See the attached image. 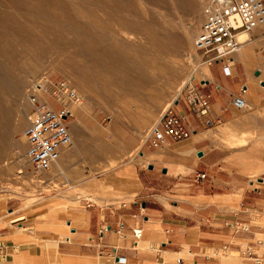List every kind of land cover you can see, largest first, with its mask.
Here are the masks:
<instances>
[{"label":"crops","instance_id":"0c3cea01","mask_svg":"<svg viewBox=\"0 0 264 264\" xmlns=\"http://www.w3.org/2000/svg\"><path fill=\"white\" fill-rule=\"evenodd\" d=\"M241 40L229 74L223 62L205 65L174 102L191 136L167 137L161 149L145 144L146 166L128 160L106 168L115 153L77 121L83 112L67 119L74 146L60 151L41 201L0 214V264H117L115 254L124 264H222L208 251L240 252L236 241L251 238L234 224L250 222L255 238L264 236L254 222L264 224V24ZM190 89L207 97L208 115L190 111ZM235 95L244 109L232 105ZM173 191L189 199H170ZM134 226L142 228L135 246Z\"/></svg>","mask_w":264,"mask_h":264},{"label":"rangeland","instance_id":"374dc122","mask_svg":"<svg viewBox=\"0 0 264 264\" xmlns=\"http://www.w3.org/2000/svg\"><path fill=\"white\" fill-rule=\"evenodd\" d=\"M206 2L0 0L1 215L17 204H37L45 191L31 177L23 136L29 89L40 78L65 80L80 95L67 119L83 112L77 121L115 153L106 168L128 160L146 166L148 157H139L146 131L205 72L194 39ZM167 197L189 199L179 191ZM256 238L264 240L260 233ZM215 257L245 262L237 251L218 250Z\"/></svg>","mask_w":264,"mask_h":264},{"label":"built area","instance_id":"2783aa9c","mask_svg":"<svg viewBox=\"0 0 264 264\" xmlns=\"http://www.w3.org/2000/svg\"><path fill=\"white\" fill-rule=\"evenodd\" d=\"M263 24V0H207L204 19L194 39V47L201 56V63L208 65L212 62H223L224 72L229 74V68L234 65L233 55L243 43L241 36ZM28 101L30 108L23 131L26 141L25 155L33 180L44 183L51 167L57 162L60 151L74 146L66 120L72 115L71 107L81 103V97L65 80L53 82L48 78H40L31 85ZM188 103L190 111L198 117H204L210 112L207 97L195 89L189 90ZM231 103L237 109L246 107L245 100L238 95L232 96ZM205 123L211 125L208 119ZM192 132L184 116L169 106L146 131L144 143L154 149H161L165 138L186 139ZM204 177V173L197 175V178ZM252 227L250 222L233 225L236 233L251 237L244 247H241L240 255L247 263L264 264V240L255 238ZM262 229L264 230V226ZM107 230L108 228L103 226L99 234L102 235ZM115 232L119 233L118 230ZM131 235L132 245L135 246L142 236V228L134 226ZM4 247L0 242V250ZM214 256L215 252L212 253V257ZM114 262L124 264L126 258L115 254Z\"/></svg>","mask_w":264,"mask_h":264},{"label":"bare ground","instance_id":"6f19581e","mask_svg":"<svg viewBox=\"0 0 264 264\" xmlns=\"http://www.w3.org/2000/svg\"><path fill=\"white\" fill-rule=\"evenodd\" d=\"M3 1V0H2ZM117 6V5H116ZM24 7V6H23ZM39 12V11H38ZM59 12V11H58ZM40 13V12H39ZM16 15V14H15ZM73 19V18H72ZM75 20V19H74ZM45 22V21H44ZM56 22V21H55ZM71 25V24H70ZM80 27V26H79ZM107 28V27H106ZM109 28V27H108ZM62 30V29H61ZM73 30V29H72ZM77 35V34H76ZM244 35H242V37H243ZM155 39V38H154ZM95 40V39H94ZM100 58V57H99ZM33 69H34V67H33ZM191 78V77H190ZM189 79V78H188ZM185 85V84H184ZM26 116V115H25Z\"/></svg>","mask_w":264,"mask_h":264},{"label":"water","instance_id":"95a60500","mask_svg":"<svg viewBox=\"0 0 264 264\" xmlns=\"http://www.w3.org/2000/svg\"><path fill=\"white\" fill-rule=\"evenodd\" d=\"M163 172H165V170H163Z\"/></svg>","mask_w":264,"mask_h":264}]
</instances>
